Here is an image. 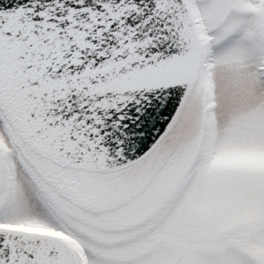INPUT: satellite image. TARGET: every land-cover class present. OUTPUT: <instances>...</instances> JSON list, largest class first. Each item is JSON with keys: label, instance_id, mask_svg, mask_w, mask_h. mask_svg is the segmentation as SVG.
<instances>
[{"label": "snow or ice", "instance_id": "obj_1", "mask_svg": "<svg viewBox=\"0 0 264 264\" xmlns=\"http://www.w3.org/2000/svg\"><path fill=\"white\" fill-rule=\"evenodd\" d=\"M0 264H264V0H0Z\"/></svg>", "mask_w": 264, "mask_h": 264}]
</instances>
